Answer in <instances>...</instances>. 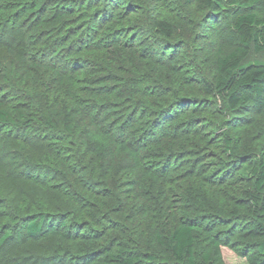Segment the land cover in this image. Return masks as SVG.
<instances>
[{"label": "trees", "instance_id": "1", "mask_svg": "<svg viewBox=\"0 0 264 264\" xmlns=\"http://www.w3.org/2000/svg\"><path fill=\"white\" fill-rule=\"evenodd\" d=\"M6 1L0 2L3 11L11 8ZM79 1L23 0L32 6L26 17L34 20L28 29L34 34L16 54L1 52L9 22L0 30V248L23 232L38 239L51 233L68 237L74 231L85 246L98 244L102 252L107 250L101 253L107 264H141L144 244L138 239L130 245L131 236L145 240L146 230L153 227L162 251L159 264H225L214 238L212 251L197 252L194 224L181 222L161 230L169 201L170 216H178L182 202L195 201V192L179 188L187 175L160 173V168L183 149L198 148L204 136L189 120L165 129L159 121L192 98L170 102L165 98L174 89L159 85L154 91L145 84L156 83V73L136 68L128 38L122 40L133 32L127 26L135 19L108 15L111 2L119 0H100V7L83 19L85 24L77 26L73 14ZM128 1L147 11L152 4ZM186 1L236 14L237 44L229 52L217 51L214 74L204 82L207 92L222 96L231 111L244 113L250 105L264 109V60L251 59L252 53L264 52V13L257 11L264 0ZM88 2L83 0L85 6ZM147 30L167 39L175 33L174 24L162 17L152 19ZM161 78L174 86L183 81L168 73ZM147 103L157 110L149 114L153 119L139 136L134 123ZM243 162L241 169L253 177V187L240 191V207L220 213L246 221L243 234L259 240L250 264H264V151L258 159ZM83 231L99 236L84 237ZM113 232L119 237L114 239ZM98 238L103 241H92Z\"/></svg>", "mask_w": 264, "mask_h": 264}, {"label": "rangeland", "instance_id": "2", "mask_svg": "<svg viewBox=\"0 0 264 264\" xmlns=\"http://www.w3.org/2000/svg\"><path fill=\"white\" fill-rule=\"evenodd\" d=\"M101 1L89 0L87 6L83 0L79 1V7H74V25L85 24L83 19L94 13ZM150 1L152 4L149 11L141 8L140 3L135 4V8L128 0L115 1L113 4L111 2L108 15L120 21L130 16L135 19V27L132 23L125 25L134 30L128 36H122V40L128 38L126 45L135 57L136 68H140L145 74L153 71L156 73V83L145 82L148 87H154V91L159 85L174 89L166 98L161 96L170 102L177 97L192 98V102H181L169 110L160 119L159 125L164 129L168 125L173 128L189 120L195 132L204 136V142L198 148L183 149L180 154L175 155L173 162L160 168V173L167 171L170 175H187L186 182L179 184V188L195 192V201L189 199L182 202L183 210L178 216H170L173 205L169 201L161 230H170L181 222L192 223L196 232L195 247L199 254L212 251L210 240L214 238L221 245L225 264H250L249 259L255 255L259 240L243 234L247 230L246 221L242 218H224L220 210L240 207V191L253 187V177L241 167L245 164L243 160L258 159L264 151V109L250 105L249 110L244 113L231 111L222 96L207 92L204 85L205 80L210 81L214 74L217 51L222 49L223 52H229L237 44L233 30L235 11H208L186 0ZM5 3L11 5V8L6 7L7 11L0 8V30H3L5 26L2 24H6V21L10 24L8 23L6 41H2L1 52L16 54L25 49L21 48L22 43L27 38L31 41L30 37L34 34L28 31L34 20L30 15L26 17L32 6L28 2L24 7L23 0H7ZM257 11L264 13V4L258 6ZM159 17L167 18L174 24L175 33L172 38L155 36L147 30L152 19ZM28 48L31 52L34 46ZM70 54L74 56L76 53L73 51ZM251 59L264 60V52L252 53ZM57 62L61 65L64 63L61 59ZM166 73L183 81L176 86L169 85L167 80L161 78ZM157 92L161 95L163 90L158 89ZM147 104L143 113L138 114L141 115L140 124L139 121L134 123L139 136L144 135L153 119L149 114L152 115L157 110L155 106ZM127 190L130 191L131 188ZM178 195L181 197V193ZM153 229L148 227L145 240L143 236L132 233L130 245L139 243L138 239H142L144 244L141 246L144 254L141 264H159L158 260L162 257V251L152 234L155 231ZM83 235L91 238L99 236L97 232L88 231H83ZM116 236L119 237L118 232H113L114 239ZM63 237L51 233L31 239L23 232L0 248V264H107L104 254H101L107 250L102 252L98 244L85 246V240L77 239L74 231L68 237ZM92 241L99 243L103 240L98 238ZM150 256H156L157 260H151Z\"/></svg>", "mask_w": 264, "mask_h": 264}]
</instances>
